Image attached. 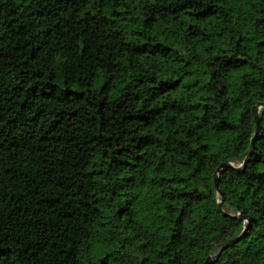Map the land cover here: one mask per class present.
<instances>
[{
    "label": "trees",
    "instance_id": "obj_1",
    "mask_svg": "<svg viewBox=\"0 0 264 264\" xmlns=\"http://www.w3.org/2000/svg\"><path fill=\"white\" fill-rule=\"evenodd\" d=\"M258 103L264 0H0V264H264Z\"/></svg>",
    "mask_w": 264,
    "mask_h": 264
},
{
    "label": "water",
    "instance_id": "obj_2",
    "mask_svg": "<svg viewBox=\"0 0 264 264\" xmlns=\"http://www.w3.org/2000/svg\"><path fill=\"white\" fill-rule=\"evenodd\" d=\"M264 108V103H258L255 107H254V114H255V121H256V132H255V136L254 138L252 139V150H251V153L250 155L246 158V160L244 161V163L238 167H235L233 164H222L220 166V168L217 170L216 172V175H215V187L217 189V192L219 195H222L221 193V190L219 189V175L224 171V170H227V169H230V168H234L235 170H237L238 172H241L245 169V167L247 166V164L249 163V159L251 157V155L253 154L254 152V147H255V141H256V138L260 132V111L261 109ZM219 209L221 211V213L225 216H229L230 214L226 213L223 209V201H221L219 203ZM241 219H243V217H241ZM240 240V237L232 240L231 242L225 244L219 251L217 254L215 255H211L209 256L205 263L204 264H211L213 262H215L216 260L219 259V257L222 255V253L227 250L228 248L234 246L236 243H238Z\"/></svg>",
    "mask_w": 264,
    "mask_h": 264
}]
</instances>
